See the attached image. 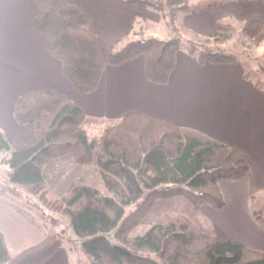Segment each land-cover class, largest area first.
Instances as JSON below:
<instances>
[{"label": "trees", "instance_id": "trees-1", "mask_svg": "<svg viewBox=\"0 0 264 264\" xmlns=\"http://www.w3.org/2000/svg\"><path fill=\"white\" fill-rule=\"evenodd\" d=\"M125 1L162 13L173 33L178 13L203 8L191 5V0ZM34 2V29L43 37L48 57L61 63L60 73L77 93L94 91L107 66H119L139 56L144 60L146 81L156 85L168 82L176 64L177 42L156 38L130 42L104 56L81 5L67 0ZM263 27V16L254 12L245 18L241 33L253 40ZM233 30L232 25L217 23L211 39L226 41ZM187 45L188 54L201 65L238 63L235 56L206 45L193 41ZM13 116L19 125L30 126L32 140L14 150L0 132V154H4L0 164L8 168L7 181L20 186L28 200H34L32 205L68 218L78 244L76 264H264V252L198 233L184 217L154 225L140 237L129 236L158 200L182 197L196 208H222L219 182L242 180L250 170L247 160L233 147L189 137L168 121L129 113L118 126L107 129L96 155L105 192L77 186L58 199L45 182L43 168L62 156L79 165L92 162L95 143L81 128L84 112L62 92L37 89L18 98ZM109 233L115 243L107 239ZM61 242L49 235L12 256L0 232V264H43Z\"/></svg>", "mask_w": 264, "mask_h": 264}, {"label": "crops", "instance_id": "crops-1", "mask_svg": "<svg viewBox=\"0 0 264 264\" xmlns=\"http://www.w3.org/2000/svg\"><path fill=\"white\" fill-rule=\"evenodd\" d=\"M67 1L86 10L88 27L97 35L104 56L130 42L156 38L178 43L175 67L166 84H151L144 78V60L139 56L119 66H107L96 89L79 94L60 73L61 63L45 52L43 37L33 26L34 0H0V132L11 148L21 150L32 140L30 126L19 125L13 109L22 94L37 89L66 94L84 112L85 131L89 127L102 129L129 113H139L173 123L189 137L233 147L247 160L250 170L242 180L219 182L224 200L222 208L207 205L196 208L186 199L173 198L157 201L151 213L157 216L160 206H190L193 211L188 207L187 212L175 216L187 219L198 233L264 252V131L258 133L256 126L246 124L251 119L249 109H254L253 102L230 98L231 93L250 95L252 99L257 96L259 106L264 108V94L251 82L239 61L201 65L188 54L186 46L180 48L182 40L203 43L211 37L217 23L224 18L221 8L231 1L204 5L193 13H178V37L167 26L162 13L152 8L135 6L125 0ZM257 11L264 15L261 6ZM230 117L237 121L232 124L234 127L224 121ZM92 123L94 126H90ZM91 139L97 146V137ZM2 157L4 154H0ZM43 175L50 191L59 198L77 186L103 187L94 164L80 166L70 157L51 161L44 167ZM99 176L100 182L96 184ZM22 212L30 214L33 224L30 220H14L12 215ZM42 219L29 209L8 207L0 199V232L10 255L35 246L63 227L49 226ZM76 252L77 248L61 242L43 264H76Z\"/></svg>", "mask_w": 264, "mask_h": 264}, {"label": "rangeland", "instance_id": "rangeland-1", "mask_svg": "<svg viewBox=\"0 0 264 264\" xmlns=\"http://www.w3.org/2000/svg\"><path fill=\"white\" fill-rule=\"evenodd\" d=\"M225 1L226 2L231 1V3L225 4V6L221 8L222 9L221 11H223V14H224V18L220 22L223 24H229L233 26L234 30L232 32L231 37L228 40L223 41V42H216L213 39H211V37H209L203 43H198V44L206 45L208 46V48L212 49L213 51L224 52V53L235 56L237 60L239 61V63L246 69L247 76L251 80V82L255 83L257 88L260 90V92L264 94V27H263V31L261 32V34L253 40L248 39L246 36H244L241 33V27L244 22L243 20H245V18L250 13L258 12L257 10H259L260 6L264 9V3L259 0H250L247 3H240L238 0H191L190 4L197 5V6H204V5L214 4V3H224ZM176 33H177V27H176V32L174 34ZM181 44L182 45H180V48L184 49L186 46V48L188 49V45L185 40H182ZM231 97H234V99H232L231 101L248 102V104L253 102L254 109L253 110L249 109V112L251 114L249 117H251V119L248 120L247 118L248 121L246 122V124L256 126L258 133H263L264 131V108L263 106H259L260 101L258 100V97L255 96V98L252 99L250 95L240 94L239 96H236L233 93L230 94V98ZM259 116H261L262 118H259ZM234 118H236V116ZM224 121L227 125L231 124L232 127H234V125H232L234 122L235 124H237V121L233 120V117L232 118L230 117L229 119L225 118ZM120 122L121 121L106 124L104 125L105 127H103L102 129H95V127H89V128H86V131L82 128V125H81V128L85 132L86 136H87V133L89 134L87 138L90 141H93L91 137H97V140H99L98 141L99 143L97 144V146L94 147L92 151V162H90L89 164L80 165V166H88L90 164H94L98 171V168L96 165V155L102 144L103 135L105 134L107 129L118 126ZM90 126H94V124L92 123V125ZM63 157L69 158V156H62L59 158H63ZM59 158L52 159L48 163H50L53 160L59 159ZM7 170L8 168L6 165L0 164V199L4 200L5 203L8 205V207L29 209L30 213L33 214L34 216L36 215L38 217L40 216L41 218L43 217L42 221L48 223L49 226H52V224H60L61 226L63 225L62 229L56 232L57 234H52V235H55L63 243L67 244L71 248H74V249L78 248L77 239L72 230V227H71V224L68 218L61 216L59 213L50 212L44 208L36 207L32 205V203H34V200L31 199L32 200V203H31L28 200L27 196L25 195L24 191L20 188V186L9 184V182L7 181V176H6ZM98 175H99V171H98ZM99 182H100V176L97 179L96 184H98ZM99 190L105 192L104 186L102 187V189H99ZM51 194L55 198L59 199V197L55 196L52 192ZM59 196H63V195H59ZM174 198H182V197H174ZM154 205L152 206L151 210L148 212L144 220L134 230L130 232L129 234L130 237L132 238L140 237L144 235L152 226L156 224H160V225L166 224L167 222H169L171 219L175 217H182V216H175V215H181L183 212H187V208L190 207V206L183 207L180 204L178 205L172 204V207L170 208H167L166 206H160L159 207L160 212L158 213L157 215L158 217H157V216H153L151 213ZM131 209L132 208H129L127 212H129V210ZM190 209H192V207H190ZM29 215L30 214L27 212L26 213L22 212L21 215L14 214L12 215V217H15L14 220H23V219L30 220L31 224H33V220L32 218H29L30 217ZM60 220L64 221L65 224L63 222H60ZM106 237L111 243H115L112 237V233L107 234ZM80 256L83 257L82 255Z\"/></svg>", "mask_w": 264, "mask_h": 264}, {"label": "water", "instance_id": "water-1", "mask_svg": "<svg viewBox=\"0 0 264 264\" xmlns=\"http://www.w3.org/2000/svg\"><path fill=\"white\" fill-rule=\"evenodd\" d=\"M175 41H170L169 43H174Z\"/></svg>", "mask_w": 264, "mask_h": 264}]
</instances>
